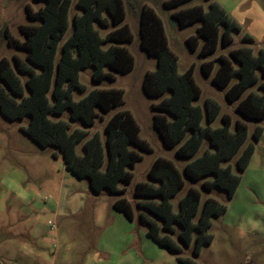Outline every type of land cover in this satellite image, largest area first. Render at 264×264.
Here are the masks:
<instances>
[{"label":"trees","instance_id":"obj_1","mask_svg":"<svg viewBox=\"0 0 264 264\" xmlns=\"http://www.w3.org/2000/svg\"><path fill=\"white\" fill-rule=\"evenodd\" d=\"M35 1L43 4L35 11L26 4L27 16L37 22L19 25L23 39L11 36L6 28L4 31L8 45L24 51L25 58L15 54L12 61L6 56L0 58V113L9 120L27 118V123L20 125L24 133L42 148H57L66 170L78 179H87L93 192L106 189L117 194L113 208L133 220V204L123 195L125 186L121 184L131 182V168L142 159L140 151L150 152L152 147L139 135L132 112L120 108L124 104L122 88H92L73 98L75 89L85 90L79 79L83 68L91 66V77L97 82L114 79V72L124 74L133 69V55L123 45L133 39L129 25L123 22L124 0H76L80 12L71 16L69 34L72 0ZM187 1L163 3L176 7ZM171 17L179 26L199 22L196 33L186 42L191 50L198 48L200 56L213 53L219 40L222 45L230 44L232 31L241 29L216 0H207V8L202 3L177 8ZM110 25L104 34L97 27ZM139 30L141 48L157 59L155 69L147 70L141 83L147 96L160 98L151 103L154 127L164 146H175L177 156L190 159L182 171L167 157L152 160L148 179L133 186L137 215L147 226L146 234L158 245L173 252H179L182 245H192L197 255L202 245L213 239L209 231L212 217L223 214L226 205L211 196L201 200V190L193 185L186 188L176 205L172 198L185 185L183 175L200 181L205 191L216 187L228 198L234 195L254 143L264 130L260 123L264 119V47H233L229 55L220 53L201 64L203 74L217 87L225 88L226 99L235 102L239 117L233 119L228 112L221 113L220 104L210 97L204 99L203 106L194 102L201 89L193 78V65L181 73L176 70L177 55L168 45L160 17L149 5L141 6ZM242 38L253 41L247 32ZM65 110L69 120H80L85 126H92L97 117L102 119L101 113L111 112L105 120L104 140L98 131L88 136V129L70 130L68 120L52 117ZM219 115L221 125L213 127ZM249 120L254 122L251 140H247ZM204 143L201 153L195 155ZM77 145H81V153ZM175 232L181 244L174 238ZM177 260L196 264L190 257L179 255Z\"/></svg>","mask_w":264,"mask_h":264},{"label":"rangeland","instance_id":"obj_2","mask_svg":"<svg viewBox=\"0 0 264 264\" xmlns=\"http://www.w3.org/2000/svg\"><path fill=\"white\" fill-rule=\"evenodd\" d=\"M75 1L72 0L70 7L67 34L71 31V16L80 12ZM163 1L124 0L126 16L123 22L129 25L133 39L123 45L133 55V69L124 74L114 72V79L105 78L97 82L91 77L93 68L88 66L79 72L85 90L73 91V98L78 99L92 88H122L124 104L120 108L132 112L140 127L139 135L152 147L150 152L140 151L142 159L131 168V182L121 184L125 186L123 195L132 201L134 219H127L113 208L112 202L117 194L106 189L100 193L93 192L87 179H78L66 170L57 148L51 145L42 148L24 133L20 125L26 124L27 118L9 120L0 113L1 264H180L177 260L179 255L190 257L196 264H264L263 143H254V152L248 166L241 172L240 184L231 198L216 187L205 191L200 181L190 180L183 175L185 185L172 198L174 205L189 185L201 190V200L211 196L226 205L223 214L212 217L209 231L213 239L209 244L202 245L199 254H193L192 245H182L179 252L158 245L146 234L147 226L138 218L133 186L137 181L148 179L147 170L152 160L156 156L167 157L182 171L190 159L177 156L175 146H164L153 124L154 110L151 103L160 98L147 96L141 83L144 73L155 69L157 59L140 46L141 6H151L160 17L168 45L177 55L176 70L181 73L193 65V78L201 89L200 97L194 102L203 106L204 99L210 97L220 104L221 113L228 112L233 119L239 117L234 110L235 102H229L225 97V88L217 87L211 82L210 76L203 74L201 64L220 53L229 55L233 47L249 45L254 50L264 47V0H216L240 23L241 29L232 31L233 40L230 44L222 45L219 40L216 50L207 56H200L198 48L191 50L186 42L190 34L196 33L199 22L179 26L171 17L173 10L195 3H202L207 8V0H189L176 7H167ZM26 4L35 11L43 2L0 0V58L6 56L12 61L13 54L25 58L24 51L8 45L4 31L6 28L11 36L23 39L19 25L37 22L27 16ZM97 27L104 34L112 25ZM245 32L252 36L253 41L242 38ZM217 65L218 61L215 67ZM21 77L25 79V75L21 74ZM68 114L69 111L65 110L62 115L52 117L68 120L70 130L74 127L88 129V136L98 131L104 140V124L111 112L101 113L103 118L97 117L92 126H85L80 120L71 121ZM247 122V140H251L254 122ZM260 123L264 125V119ZM211 125H221L220 115ZM204 146L205 143L195 155H199ZM77 152H82L81 145H77ZM233 171L237 172L234 164ZM85 187L90 193L83 192ZM78 194L85 195L86 200L90 201L84 212L69 215L65 219L60 217L61 214H56L58 210L69 208ZM173 236L178 241L177 232Z\"/></svg>","mask_w":264,"mask_h":264},{"label":"crops","instance_id":"obj_3","mask_svg":"<svg viewBox=\"0 0 264 264\" xmlns=\"http://www.w3.org/2000/svg\"><path fill=\"white\" fill-rule=\"evenodd\" d=\"M222 7H224L223 5H222ZM227 11V10H226ZM234 18V17H233ZM235 19V18H234ZM236 20V19H235ZM237 21V20H236ZM238 22V21H237ZM239 23V22H238ZM240 24V23H239ZM262 140H264V130H263V134H262V137H261V139L258 141V143H263V145H264V141L263 142H261ZM87 188L85 187L84 188V190H83V192H89V190H86ZM89 189V188H88ZM90 193V192H89ZM87 195H89V194H87ZM74 197H76V200L75 201H72L71 203H70V206H69V208H66L65 210H63V211H65V212H63V211H60V210H58V211H56V214L58 215V214H61V216L60 217H62V218H68V216L69 215H76V214H79V213H82V212H84L85 211V209H86V207H88L89 205H90V201H88V200H86V198H85V195H81V194H78V195H75ZM138 214V213H137ZM1 264V263H0ZM16 264H24V263H16Z\"/></svg>","mask_w":264,"mask_h":264}]
</instances>
